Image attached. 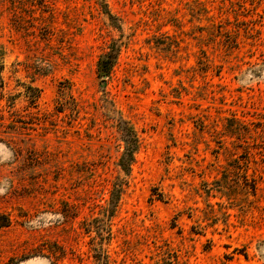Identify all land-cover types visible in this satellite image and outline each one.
Returning a JSON list of instances; mask_svg holds the SVG:
<instances>
[{
  "label": "rangeland",
  "instance_id": "374dc122",
  "mask_svg": "<svg viewBox=\"0 0 264 264\" xmlns=\"http://www.w3.org/2000/svg\"><path fill=\"white\" fill-rule=\"evenodd\" d=\"M100 250L264 264V0H0V264Z\"/></svg>",
  "mask_w": 264,
  "mask_h": 264
},
{
  "label": "trees",
  "instance_id": "16d2710c",
  "mask_svg": "<svg viewBox=\"0 0 264 264\" xmlns=\"http://www.w3.org/2000/svg\"><path fill=\"white\" fill-rule=\"evenodd\" d=\"M108 61L107 60H101L99 61V71H100V75L101 77H104L108 71ZM136 149V145H135V140L133 139V137H129L127 142H126V146H125V150L123 155L120 158V162L119 165L121 166V168L124 170V168H129L130 166V162L132 161L133 158V154L134 151ZM112 216V215H110ZM97 254L95 255V258L97 260H100L98 264H107V260H106V256L105 254H103V252L100 250L99 252H96Z\"/></svg>",
  "mask_w": 264,
  "mask_h": 264
}]
</instances>
